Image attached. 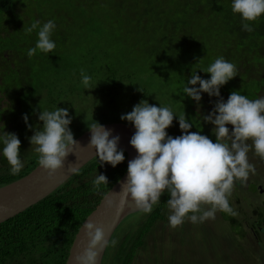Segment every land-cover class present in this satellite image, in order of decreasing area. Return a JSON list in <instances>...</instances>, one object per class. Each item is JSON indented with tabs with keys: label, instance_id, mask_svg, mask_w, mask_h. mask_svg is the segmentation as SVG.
I'll list each match as a JSON object with an SVG mask.
<instances>
[{
	"label": "trees",
	"instance_id": "16d2710c",
	"mask_svg": "<svg viewBox=\"0 0 264 264\" xmlns=\"http://www.w3.org/2000/svg\"><path fill=\"white\" fill-rule=\"evenodd\" d=\"M15 4L16 0H0V11L8 15L0 36L8 35L4 31L6 26H10L12 18L18 17L13 14ZM48 4L50 7L56 6L51 0ZM61 5L67 10L76 9L75 13H67L74 18L78 14L87 13L100 16L95 19V28H90L95 32L90 33L93 38L88 43L99 52L96 64L99 65L100 61L106 63V71L99 77L106 86L99 89H104L108 95L100 99L99 106L94 105L97 101L81 100L75 94L81 82L75 83L69 78V71L72 69L70 57H62V54L52 56L53 53H49L48 64L45 66L46 82H40L33 89V126L37 130L43 124L38 119L41 110L67 108L72 121H77L86 110L94 111V120L84 122V125L78 124V130L73 131L75 139L89 129L87 125L96 121L100 124L117 122L118 114L107 115L105 109H102L116 98L125 99V103L137 104L141 100L154 103L156 99L150 92V86L157 67L153 66L163 59L166 60V68L179 64V69L187 77L193 69L190 63L199 66L197 61L206 63L219 57L236 66L237 77H241L243 73L247 77L264 76V14L255 21H242L240 14L232 11V0H67L66 4ZM242 23H249L254 31H243ZM51 35L54 36L57 50L65 35L60 30ZM79 36L86 35L81 32ZM37 39L38 36L30 48L35 47ZM118 46L125 53L129 69L124 75H118L115 68L117 57L113 51ZM40 53L42 51L37 50L34 55ZM9 69L12 66L8 71ZM83 70L91 76L90 66ZM58 77L65 83L63 91L58 85ZM218 99L219 97H210L207 93L206 98H201L197 104L188 98L184 112H187V119L193 125L189 131L205 135L203 115L198 118L192 107H204V114L207 115ZM20 124L26 128L25 124ZM167 133L175 137L181 135L182 130L177 126ZM1 155L0 186L24 176L38 164V159L32 160L20 153V159L24 158V161L21 160L23 168L18 174L12 175L11 166ZM124 156V161L115 167L106 162L100 164L98 157H93L79 169V174H72L49 195L1 222L0 264H66L70 246L79 227L127 172L129 157L125 151ZM98 174L106 175L108 184H101L96 189L92 181ZM168 198L165 192L160 201L153 205L150 213L137 212L123 220L125 225L122 230L118 233L116 231L110 239L103 264H141L140 257L148 258V255L156 256L162 252L157 247L161 238L166 243L163 238L168 235L169 243H176V234L173 235V232L177 227H170L168 221ZM129 227L132 229L128 230ZM155 229L160 232L164 230L159 240L155 236ZM112 240L116 241L114 246L111 244ZM149 245L154 246L150 252Z\"/></svg>",
	"mask_w": 264,
	"mask_h": 264
},
{
	"label": "clouds",
	"instance_id": "9594fccd",
	"mask_svg": "<svg viewBox=\"0 0 264 264\" xmlns=\"http://www.w3.org/2000/svg\"><path fill=\"white\" fill-rule=\"evenodd\" d=\"M231 8L233 13L240 14L242 21H255L264 14V0H232ZM55 27L54 21L48 20L42 26L40 21H35L27 28L29 33L39 28L36 45L27 52L29 57L37 50L45 54L54 52L56 44L50 37ZM242 30L254 31L249 23H242ZM202 71L210 73V78L203 79L192 72L183 87V94L197 104L202 92L210 97H219L211 112L202 117L204 122L214 125L215 142L200 132L189 131L193 125L185 114L178 117L182 134L169 135L166 129L172 125L176 115L169 107H158L147 100H141L120 117L135 128L130 144L137 152L128 162L127 177L121 183L120 206L130 197L139 211L150 213L166 192L169 196L166 204L170 210L168 221L172 228L181 225L186 217L192 223L215 219L217 211L235 217L237 212L228 199L234 183L236 180L246 183L249 174L256 171L248 160L250 145L247 141H252L254 153L264 160V97L253 100L232 91L225 101L220 88L237 75V69L223 57L215 59ZM80 74L81 82L88 89L91 77L83 69ZM23 119L32 128L27 114ZM38 119L43 122L42 128L35 129L29 139L38 154V165L52 177L64 166L68 155L74 153L78 143L69 128L72 117L67 108L57 107L54 111L41 110ZM227 125L232 126L231 130ZM87 127L91 131L89 146L95 149L100 164L106 162L115 167L124 161V150L118 149V135L111 136V130L97 121ZM0 142L3 144L2 154L11 166V174H18L23 168L21 141L15 133L4 131ZM69 171L79 174V167L73 166ZM92 183L99 189L101 184H108V178L98 174ZM113 203L112 199L107 200L109 207ZM205 205L209 207H202ZM82 229L88 243L75 256V264H97L99 251L109 245V238L102 226L91 221L85 222ZM111 244L114 246L116 241L112 240Z\"/></svg>",
	"mask_w": 264,
	"mask_h": 264
},
{
	"label": "rangeland",
	"instance_id": "374dc122",
	"mask_svg": "<svg viewBox=\"0 0 264 264\" xmlns=\"http://www.w3.org/2000/svg\"><path fill=\"white\" fill-rule=\"evenodd\" d=\"M49 1L16 0L13 14L18 17L12 18L10 26H6V30L4 31L8 35L4 37L0 36V49H2L0 53V77H2L0 79V135L4 131L15 134L18 132L16 135L21 141L20 153L32 160L38 159V154L34 151L35 146H31L29 139L35 130L32 110L33 95H35L33 89L47 78L45 66L48 64L47 56H49V53L45 54L43 52L32 57L27 55L35 37L38 36L39 28L33 30L31 33L27 32V28L33 22L40 21V26H42L48 20H53L56 27L52 34L56 33V30H60V33L65 35L60 41V47L54 50L52 56L62 54V57H70L72 69L69 71V78L73 79L75 83L81 82V69L88 66L91 67V76L88 74L91 77L89 88L85 89V86L81 82L78 90L75 91L76 96L80 97L81 100L91 99L92 101H97L94 105L99 106L101 103L100 99L108 95L104 89H99L105 85L99 77L105 73L106 63L105 61H100L99 65L96 64V56L99 52L88 43L93 38V35H90V33L95 32L94 29L90 28H95V19L100 16L87 13L78 14L74 18L71 14L67 13H75L76 9L67 10L61 5V3L66 4L67 0H51L53 5L58 6H54L55 8L49 6ZM6 19H8V15L0 11V31L4 27V20ZM81 32L85 33L86 36H79ZM50 38L53 40L54 36L51 35ZM110 51L112 54V46ZM113 52L114 56L117 57L115 68L118 75H124L125 72L129 71L125 62V53H122V47L120 48L119 46ZM64 61L67 60L64 58ZM214 61L215 58L211 62L206 63L197 61L199 66H195L193 62L190 63L193 69L189 77L182 73L179 69V64H172V67L166 68L167 63L165 59L158 61L153 66V68L157 67V69L154 71L153 83L150 86V92L156 99L152 104L158 107L160 105L169 107L176 115L172 125L166 129L167 132L179 126V116L185 114L186 118L188 117L184 109L187 107V101L190 97L183 94V87L191 77L192 72H196L203 79H205V76H208L209 79L211 74L202 71V69H206ZM11 66L12 69L8 71V68ZM198 68L201 69L199 70ZM62 73L63 71L60 72L61 77ZM79 77L80 79H78ZM58 79V85L63 91L65 83L59 77ZM260 81L261 78L247 77L243 73L241 77L235 76L225 85L221 86L220 94H222L223 98H228L232 91H238L249 99H253L256 97L255 90L259 87L258 83ZM188 86L192 87V85ZM197 87H199V84H197ZM258 93L261 94V97H264V90H259ZM201 94L202 98H206V92H202ZM134 105L136 103H125V99L116 98L102 109H105L107 115L118 114L117 122L129 123L126 120H121L120 117L122 114L130 112ZM192 108L195 109L198 118L202 116L205 109L204 107L197 106H193ZM86 111L77 118V121H71L69 128L72 132L78 130L77 127L84 125V122L94 120L92 118L94 111ZM24 114L28 115V124L32 125V128H29L25 123L23 119ZM16 117L18 118V122ZM20 123L25 124L26 128ZM227 126L229 129L232 127L231 125ZM206 135L212 141L216 139L208 132ZM2 147L3 144L0 146V156H2ZM250 152L248 155H256L254 149L250 150ZM21 160L24 161V158ZM261 184L264 188V180L261 181ZM262 198L264 197L262 196ZM249 201V199L245 201V211L247 213L249 212ZM229 216L231 215L217 211L215 219L209 218L198 223L189 221V224L185 228L178 230L179 233L174 229L173 235L176 234V243L171 244L169 243L170 237L168 235L163 238L167 241L166 243L162 242V238L160 239V235L164 230L160 232L155 229V236L157 240L160 239L157 247L162 252H159L156 256L148 255V258L140 257L141 264H264V241L258 243L246 235V224L244 220L237 217L239 213L234 218L241 224L236 223L231 227V224L224 223L222 220H225ZM123 225H125V221L119 224L116 229L117 232H115H120ZM240 225H242L240 229L242 232H238ZM129 229L132 228L129 227ZM153 249L154 246L149 245L148 252Z\"/></svg>",
	"mask_w": 264,
	"mask_h": 264
},
{
	"label": "water",
	"instance_id": "95a60500",
	"mask_svg": "<svg viewBox=\"0 0 264 264\" xmlns=\"http://www.w3.org/2000/svg\"><path fill=\"white\" fill-rule=\"evenodd\" d=\"M107 129L111 130V136H119L118 149H123L129 157L133 159L137 152L131 146L130 139L135 132L131 123L112 122L104 123ZM110 136V138H111ZM91 137L90 129L85 130L75 138L78 142L74 153H70L64 162V166L59 169L52 177L36 164L27 174L16 178L9 183L0 186V223L10 217L22 212L28 206L33 205L43 197L49 195L60 184L67 180L72 174L69 169L73 166L79 169L90 159L95 157V149L89 146ZM127 172L123 178L117 182L114 187L103 197L98 207L92 211L79 227L75 238L70 246L66 264H75V256L83 251L87 246V238L82 229L85 222L91 221L97 226H102L109 241L115 233L119 224L128 216L137 212V209L131 198L127 203L120 206L121 183L126 179ZM113 200V206L109 207L107 200ZM107 246L99 251L97 264H102L104 253Z\"/></svg>",
	"mask_w": 264,
	"mask_h": 264
},
{
	"label": "flooded vegetation",
	"instance_id": "af4514ba",
	"mask_svg": "<svg viewBox=\"0 0 264 264\" xmlns=\"http://www.w3.org/2000/svg\"><path fill=\"white\" fill-rule=\"evenodd\" d=\"M258 86L259 87L255 90L256 97L253 99L261 98V94H259L258 92L259 90H264V76L261 77V81L258 83ZM205 111L203 112L202 115H205L204 114ZM202 122L204 128L206 129L205 135L208 132L215 137L214 133L212 132L214 125H212L211 123L204 122L203 120ZM213 142H215V140ZM247 143L250 145V150H252L253 149L251 147L252 141L249 140L247 141ZM250 150L248 153H251ZM250 159H252V161H250ZM248 160L249 163L255 166L256 169L255 173L249 174L246 183H241L240 180H236L234 183L231 196L228 199H229V204L230 206H232L233 210L236 211L237 214L239 213V216L237 215L236 216L244 220L246 224L245 230H247L246 235L251 237L254 241L260 243L261 241H264V198H262V196L264 197V188L261 184V181L264 180V160H262L257 155L255 156L248 155ZM246 199L250 200L248 204L249 206L248 213L245 211ZM241 206L243 207L241 208ZM202 207L206 209L209 206L205 205ZM188 215L190 216L192 215V213H189ZM189 221L190 220L186 217L184 222L181 225L177 226L176 231L178 232L179 229L185 228L187 224H189ZM222 221L224 223L231 224V227L236 223L241 224L240 222L236 221V219L233 216H229L228 218ZM241 228L242 225L239 226L238 232H242L240 230ZM252 246H254V244H252Z\"/></svg>",
	"mask_w": 264,
	"mask_h": 264
}]
</instances>
